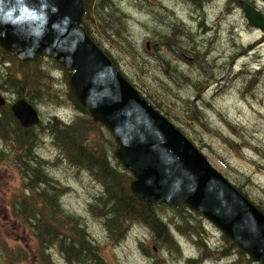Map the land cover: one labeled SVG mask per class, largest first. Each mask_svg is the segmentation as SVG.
I'll list each match as a JSON object with an SVG mask.
<instances>
[{
    "label": "rangeland",
    "instance_id": "rangeland-1",
    "mask_svg": "<svg viewBox=\"0 0 264 264\" xmlns=\"http://www.w3.org/2000/svg\"><path fill=\"white\" fill-rule=\"evenodd\" d=\"M246 1L264 13V0ZM240 10L237 0H94L83 21L127 80L264 212V33L250 26ZM3 50L0 46V96L5 101L0 118L28 93L2 85L7 70L30 74L35 67L48 77L39 74L42 85L30 104L40 121L30 127L25 146L12 132L0 135V264H261L246 252L239 255L232 240L198 211L188 207L179 212L169 207L176 205L161 202L167 207L156 214L167 223L172 246H162L160 234L155 240L135 221L119 241L125 226L108 237V223L88 207L103 194L104 183L118 195L121 181L113 186L98 182L90 171L68 164L48 128L51 120L70 124L80 115L68 95L72 71L67 79L53 58L18 60L9 52L12 60ZM4 115L3 125L9 119ZM80 124L87 147L124 168L106 126L93 120ZM128 174L130 188L133 176ZM54 194L59 209L45 201ZM22 203L41 224L20 217ZM113 204L109 199L107 207ZM34 228L53 230V236L47 235L52 244H40ZM82 228L84 233L78 232ZM83 236L88 249H72L79 258H68L61 243L77 244ZM3 249L18 260L2 258Z\"/></svg>",
    "mask_w": 264,
    "mask_h": 264
},
{
    "label": "water",
    "instance_id": "water-1",
    "mask_svg": "<svg viewBox=\"0 0 264 264\" xmlns=\"http://www.w3.org/2000/svg\"><path fill=\"white\" fill-rule=\"evenodd\" d=\"M238 3L248 24L264 32V13ZM83 14V0H0V46L18 60L43 55L72 71L71 93L114 135V155L133 176L137 199L186 204L264 264V213L126 80L86 33ZM10 108L23 128L39 123L25 99Z\"/></svg>",
    "mask_w": 264,
    "mask_h": 264
},
{
    "label": "trees",
    "instance_id": "trees-1",
    "mask_svg": "<svg viewBox=\"0 0 264 264\" xmlns=\"http://www.w3.org/2000/svg\"><path fill=\"white\" fill-rule=\"evenodd\" d=\"M194 3H198V0H192ZM94 0H83L84 3V16L85 19L86 14L90 11L91 5L93 4ZM238 3V1H237ZM88 15V14H87ZM83 25L85 27L86 32L88 35L92 38V40L100 47V38L94 35V33L89 29L88 24L83 21ZM101 48V47H100ZM103 50V49H102ZM107 56L112 60V62L116 65L112 55L109 51L103 50ZM3 54L6 56H9L7 58H10L14 60V57L7 53L5 50H3ZM42 57L39 55L35 59H41ZM35 63L37 61H34ZM55 63L59 68H61L67 79L69 78L70 71L66 70L64 67L59 65L56 61ZM117 66V65H116ZM19 73L20 75H18ZM16 72H10L7 70L4 77V85L5 87L14 89L16 92L19 89L25 88V91L27 90L28 93L26 97H24L29 103H32L36 97H35V90L40 88L42 83L40 84V76L39 74H43L45 78L48 77V75H45V72L43 70V73L41 69L35 68L30 74H26L20 70ZM133 85V84H132ZM69 98L72 101V104L74 108L79 112V117L75 120H73L70 124H67L65 122H60L59 120H56L53 122V120L49 121L48 128L51 132V135L53 137L54 143L58 146L60 153L65 156L66 161L68 164L88 170L92 173L94 178L98 182H108L112 183V186L117 182L118 180L121 181V183L118 185L120 188L119 194L117 195V192L113 194V192H110L106 187V184L104 183L105 187L103 186V194L100 197H96L92 203L89 204V211L96 217H101L104 219L105 222L108 223V230L107 235L110 238H114V234L123 228L125 226V231H121L118 233L117 240L124 238L127 232L129 231L128 225L130 222L135 221L139 224H143L145 227H147L150 230V233L154 234V239L157 240V236L161 235V244L162 246H172L173 243L168 240L169 232L167 230V223L163 220H161V217L156 214V210L167 207L160 202H143L138 200L130 191V188L128 187L127 181L125 180V174H128L122 166L118 162H116L115 165L111 163V161L108 160L107 157L96 155L91 148L87 147L86 141H85V133L83 131V125L80 124V121L85 122L87 125L88 123H92L91 118L88 116L87 110H85L81 104L77 101V99L72 95V93H69ZM146 98V97H145ZM147 99V98H146ZM148 100V99H147ZM149 101V100H148ZM33 104V103H32ZM5 113L9 115V119L7 120V123L3 125V121H5ZM2 114V117L0 118V135L1 137H5V135L10 134L12 132V135L15 139H19L21 141V146H25L26 138L29 136V132L31 128H23L21 125H19V122L16 120V118L13 116L12 112L8 110ZM79 122V124H78ZM8 125V126H7ZM16 131L18 132H14ZM24 138V139H23ZM61 140V143H57L55 140ZM24 140V142H23ZM1 156V153H0ZM117 168L118 170H116ZM131 175V174H130ZM128 174V178L131 179V176ZM101 180V181H100ZM42 183V182H40ZM38 185V184H37ZM55 187V186H53ZM37 188V187H36ZM43 192L46 191V189L40 188ZM239 190V189H238ZM107 195V197H106ZM46 198V197H45ZM113 201V205L107 207L108 200ZM45 200V199H44ZM51 200V202L49 201ZM47 203L50 205H54L57 209L60 207V198L58 195L54 194L52 197H47L46 200ZM59 201V203H58ZM46 203V204H47ZM101 204V205H100ZM22 213L20 214V217L25 220L26 222L30 221L41 224V219L36 217L37 214L33 211L30 212L28 206L26 203H22L21 205ZM257 206V205H256ZM173 207L179 212L183 208H188L187 205L181 204L179 206H169ZM262 212L263 210L257 206ZM264 213V212H263ZM34 236L36 238H40V244L43 242L49 241L50 243L51 239H48L47 235H49V238L55 234L53 230H49L47 232H44L40 230L39 228H34ZM78 231V230H77ZM49 232V233H48ZM78 232L84 233V229H80ZM163 234V236H162ZM80 239V237H79ZM115 240V242H117ZM175 240V239H174ZM199 242L204 246L203 242L199 240ZM3 243L7 245V242L4 240ZM143 243V241L139 242V246ZM77 245V246H75ZM89 245V242L84 239V236L79 243L76 244L72 241L65 244L61 243L60 249L65 251L68 258H79L78 255H74L73 253H70L72 249H77L78 251H81V249H88L87 246ZM231 246L237 250V253L239 255H245V252L240 250L234 243L231 241ZM15 249H17V246L12 247V252H16ZM21 249L23 247L21 246ZM3 253L5 255L4 257H10L7 255L6 250L3 249ZM11 260H18L16 257H10ZM202 258V255L199 259Z\"/></svg>",
    "mask_w": 264,
    "mask_h": 264
},
{
    "label": "bare ground",
    "instance_id": "bare-ground-1",
    "mask_svg": "<svg viewBox=\"0 0 264 264\" xmlns=\"http://www.w3.org/2000/svg\"><path fill=\"white\" fill-rule=\"evenodd\" d=\"M238 1V0H237ZM246 1V0H245ZM227 2V1H226ZM246 2H248V1H246ZM249 3V2H248ZM249 4H251V3H249ZM238 5H239V3H238ZM252 5V4H251ZM252 6H254V5H252ZM240 7V6H239ZM255 7V6H254ZM237 8V7H236ZM256 8V7H255ZM230 9V8H229ZM241 9V8H240ZM242 10V9H241ZM240 10V11H241ZM243 11V10H242ZM243 14H244V12H243ZM258 29V28H257ZM233 32V31H232ZM262 32V31H261ZM262 33H264V32H262ZM249 48V47H248ZM254 48V47H253ZM249 68V67H248ZM251 68V67H250ZM39 115V114H38ZM39 121H40V116H39ZM118 239V238H117ZM116 239V240H117ZM118 241V240H117ZM139 246V245H138Z\"/></svg>",
    "mask_w": 264,
    "mask_h": 264
}]
</instances>
